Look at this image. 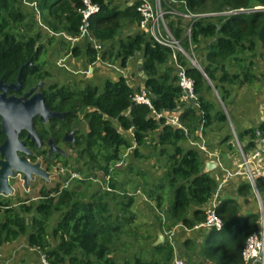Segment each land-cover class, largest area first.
<instances>
[{"label": "trees", "instance_id": "obj_1", "mask_svg": "<svg viewBox=\"0 0 264 264\" xmlns=\"http://www.w3.org/2000/svg\"><path fill=\"white\" fill-rule=\"evenodd\" d=\"M26 1L35 3L34 10L39 12L41 20L54 33L69 38L80 34L82 15L79 10L83 0ZM91 1L100 6V10L90 18L91 35L108 46L102 50L100 58L110 62L119 60L120 65L125 67L135 53L142 52L139 70L145 78L141 79L142 84L138 86H131L120 76L115 81L104 80L101 88L86 84L79 90L66 88L63 91L66 102H74L73 107L77 105L83 112L90 109L84 113L88 132L76 140L78 156L80 159L86 156V163H93L107 177L106 193L115 192L117 187L112 176L114 165H120V149L129 148L131 143L114 125V121L120 128L131 130L137 146L146 145L148 134L157 131L156 144L152 148L155 151L158 146L159 153L166 154L167 160L163 163L161 158L155 156V152L147 157L155 156V160L162 162L166 168L158 183L148 191V196L154 198L158 207L163 197L170 196L165 210L170 226L182 224L193 229L194 224L204 219L202 206L215 192L217 181L211 172L204 171V160L199 150L184 149L180 142L188 136H197V130L204 134L206 130L227 121L226 114L216 108L208 95L211 87L220 89L219 83L239 73L244 80L251 77L253 62L247 60L245 53L254 50L256 39L264 46V10L234 11L264 6V0H177L179 10L218 13L194 20L190 38L185 34L186 26H183L181 19L169 20L173 34L183 48L188 51L190 43L194 54L197 53L201 58L202 71L183 57L179 58L187 76L193 80L198 104L195 107L180 99L181 88L177 82L176 69L168 64L171 55L169 48L153 43L139 29L133 34L122 36L123 28L139 24L141 17L136 11L139 0L124 8L112 5V0ZM229 11L233 13L221 14ZM35 21V14L24 10L22 0H0V79L5 82L15 81L21 66L29 60L34 66L22 69L23 83L29 74L36 75L37 79L49 73L43 70L45 62L41 60V55L46 50L40 43V32L33 31ZM63 41L71 48L73 55H81L79 45L70 46L67 40ZM85 52L87 62L94 63L97 52L92 45L87 43ZM230 66H236L239 72H230ZM142 87L151 98L155 110L181 111L180 120L187 132L164 124L163 120H154L148 106L134 103L132 94ZM258 132H264V120L257 127L237 133L244 150L253 147ZM246 136H249V140L245 143ZM230 137L224 136L222 142L228 141ZM2 139L3 133L0 131V141ZM136 152L137 147L134 149L137 155ZM230 182L236 185L237 196L221 195L218 198L216 211L223 226L220 230H207L203 238L205 243L195 257L199 264H243L241 252L245 241L259 230L258 202L251 197L253 201L249 203L246 198L251 194L250 183L245 177L233 178ZM257 190L263 200L264 182L257 184ZM40 193L43 198L36 203L12 206L0 200V246L23 236L30 247L45 253L50 264H115L110 254L118 240L121 223H117L118 214L111 219L103 194L95 192L89 199H84L73 190L57 187L41 189ZM121 195L120 209L129 212L134 196L131 193ZM242 198L244 200L241 202ZM56 211H60V217L52 229V235L58 238V243L52 247L46 227ZM129 219L124 218L125 223ZM201 230L205 229L193 232ZM183 244L194 246L191 239H186ZM154 249L161 254L160 259L143 260L136 257L133 264L172 262L174 252L169 243L156 245Z\"/></svg>", "mask_w": 264, "mask_h": 264}, {"label": "rangeland", "instance_id": "obj_2", "mask_svg": "<svg viewBox=\"0 0 264 264\" xmlns=\"http://www.w3.org/2000/svg\"><path fill=\"white\" fill-rule=\"evenodd\" d=\"M112 1V5L117 4L121 8H124L135 0ZM22 4L24 10L35 14L36 21L33 31L40 32V43L46 50V53L41 55V60L45 62V68L49 70V76L44 79L45 84L63 85L65 88L75 91L83 88L86 84L96 85L101 88L104 80L110 79L115 81L120 76H123L128 82L139 83L137 73L142 60V52L135 53L128 60V68L127 65L125 67L121 66L119 60H115L114 62L103 61L91 64L92 68L90 72V69L86 67L89 64L86 60L85 52L87 38L77 36V39H75L69 38L64 34L54 33L41 20L39 12L34 10L35 3H28L26 0H22ZM167 20H170V18L167 17ZM182 22L184 23V27L188 26L189 21L185 20ZM136 31H138L137 26L125 27L122 29V36L133 34ZM63 40H67L70 46L79 45L82 49L81 55H73L70 51L71 48L66 46ZM105 47L108 46L101 44V50L105 49ZM245 55L248 61L251 60L253 62L249 80H244L242 74L239 73L238 76L219 83L220 89L211 87L208 95L215 102L216 108L223 110L226 114L227 121L206 130L199 139L197 136L191 135L180 142V145L184 149L196 148L199 150V154L204 162L207 160H217L218 158L224 167L242 172V175H236V177L240 178L244 177L242 169L238 166L240 162L242 163L243 156L234 134L237 135L239 131L246 129L247 126L248 128L253 127L249 126V124L257 122L264 116V46L256 39L254 50L246 52ZM198 59H201L200 56H198ZM59 62L64 64L63 70H59L61 69ZM168 64H170V61ZM229 70L230 72H239L236 66H230ZM75 71L81 72L75 73ZM185 103L188 104L189 102ZM78 116L79 130L82 134H86L87 125L83 119V114L79 113ZM242 121H246V124L243 123L241 125ZM114 125L117 126L122 135L131 143L129 148L120 149V165L117 167L114 165L112 176L117 187L115 192L106 193L104 190H106L107 177L103 175V172L94 167L93 163H86L88 161L86 156L80 159L78 151L74 150L72 146H66L64 148L65 156L53 160L54 167L51 169L49 180L36 178L30 183V186L28 185L29 190L27 187L26 189L23 188L20 176H15L9 181L13 189L15 188V193L12 195L0 194V200L12 206L27 198L28 201L24 203H36L40 200L38 196L41 188L47 189L55 186L73 190L78 197L81 195L84 199H89L93 193L97 192L104 195L111 219L113 220L118 214L117 223H121L118 240L112 247L110 254L115 264H133V260L136 257L143 260L160 259L162 257L161 254L154 249L159 234L164 237L161 245L167 242L172 246L173 257L176 255L181 258L184 264H199V260L195 257L200 247L205 243V239L203 238L207 230L193 232L192 229L182 224L170 226L171 224L165 212L167 203L170 201V196H165L161 192L165 197L162 198L159 207L156 205L154 198L148 196V191L158 183L166 168L162 162L164 163L167 160V155L160 154L158 146L155 148V151L152 148L153 144H156L157 131L148 134L146 145L137 146L131 130L120 128L116 121H114ZM242 127L246 128L241 129ZM226 135H230V139L222 142L223 137ZM246 140H249V136L245 137L244 142ZM198 143L204 145L206 152L199 148ZM229 146H231V149H229ZM136 147L137 155L134 153ZM252 148L249 146L244 152L250 155L253 151ZM168 149L172 150L171 147ZM152 152H155V156L161 158L162 162H157L155 156L150 155L148 158V154ZM58 165L64 168L63 173L61 172L60 175H58ZM218 170L220 169L215 168L209 171L215 179ZM255 181L256 185L264 182L259 177H255ZM235 190L236 185H234V182H229L222 193L225 196H237ZM121 193H131L134 196L133 203L128 209L129 212L120 209ZM251 197L255 198L253 190L246 197L249 203L253 201ZM262 201L264 202V198ZM59 217L60 211H56L47 222L48 240L52 247L58 243V238L52 235V229ZM124 218H130L129 222L125 223ZM0 220H2V210H0ZM186 239H191L194 246L192 244L184 246L183 242ZM22 240L26 242V238ZM189 257L192 259L189 260ZM37 263L40 264V258H38ZM201 264H208V262Z\"/></svg>", "mask_w": 264, "mask_h": 264}, {"label": "built area", "instance_id": "obj_3", "mask_svg": "<svg viewBox=\"0 0 264 264\" xmlns=\"http://www.w3.org/2000/svg\"><path fill=\"white\" fill-rule=\"evenodd\" d=\"M177 0H139L136 11L140 15V21L137 25L140 32L146 34V36L156 44L163 47H167L171 50L170 64L176 69V74L178 78V85L181 88V100L184 102L192 103L193 106H197V95L194 91L193 80L187 76L185 72V67L180 63L181 57L188 59L190 65L198 68L202 71L200 66V59L198 55L194 54L192 45L189 43V50L183 48L180 41L174 36L170 26V19L177 20L178 18L182 21H189L186 27V36L190 38L191 25L194 20L201 17H206L209 15H216L218 13H199L192 12L191 10H179ZM264 10V6H256L251 8V10ZM100 10V6L91 0H83V6L80 8V14L82 15V21L80 25V34L78 36L87 38V43L92 45L96 50L97 62H103L100 58L101 56V42L96 40L91 35L90 30V18ZM249 11V9H248ZM239 12V10L234 11ZM233 13V11L223 12L221 14ZM75 39H77L75 37ZM132 101L136 104H144L149 107L151 111L152 118L156 121L163 120L164 124L170 125L174 128L183 129L187 132V128L180 120L181 111H157L154 109L151 98L148 96L146 90L142 87L132 94ZM198 139L202 137L200 130L196 132ZM236 142L239 144L240 152L243 156L242 163L238 165L243 173L245 179L250 183L253 193L256 197L258 205L260 207V227L259 230L251 234L245 241L241 255L243 264H264V209L261 197L257 190V185L255 177H259L264 180V132L257 134L252 148V153L247 155L244 152L243 146L234 134ZM201 150L206 152L204 145L198 143ZM217 162V169H220L216 173L217 188L208 202L202 206L204 212V219L201 222L194 224L192 230L199 229H214L220 230L223 226V221L221 217L217 214L216 207L218 205L219 197L223 195V190L228 185V183L236 175H242V172L238 170H232L231 168L224 167L221 162L215 159ZM64 171V170H63ZM75 177L74 175H72ZM225 192V191H224ZM1 256V254H0ZM40 264H50L47 260L44 252L39 251ZM172 264H184V261L177 257L176 255L172 259Z\"/></svg>", "mask_w": 264, "mask_h": 264}, {"label": "flooded vegetation", "instance_id": "obj_4", "mask_svg": "<svg viewBox=\"0 0 264 264\" xmlns=\"http://www.w3.org/2000/svg\"><path fill=\"white\" fill-rule=\"evenodd\" d=\"M59 65L61 67V69L59 70H63L64 64H61L59 62ZM27 66H34V64L31 61V64ZM43 68H44L43 70H46L49 72V70L45 68V64ZM88 69H90L89 71L91 72V66L88 67ZM77 72H81V71H75V73ZM42 76H43L42 78L38 77L39 79L38 78L36 79V75L29 74L25 77V83H23L22 82V72H21L20 88L10 89L6 91V96H15V97H19L22 99H23L24 94L27 92L29 93L26 98L31 97L34 93H41L42 98H43V103L48 107L49 111L62 114L61 116L48 117L46 120L41 119L39 115H35L32 118V128L36 132L39 138V141H40L39 145H37L36 140H33L32 135L28 136V133L25 130H21L18 133V140L20 142H23V147L27 151L16 149L15 153L18 156L25 157L27 161L30 162L31 164H38L39 168L47 174V177H44L39 174L31 173V176L28 181L29 186H30V183L34 181L36 178L49 180L51 169L54 167L53 160L58 159V158H63L65 156L64 148L66 146H72V148L77 151L76 140L77 139L80 140L81 135H86V134H82L79 130V127H78L79 116L78 115L79 113H82L83 119H84V113L87 110H90V109H86V111L83 112L82 109L78 108L77 105H75L74 106L75 108H74L73 107L74 102H72L73 105L71 104V102H66V96L63 92L66 89L65 86L63 85L56 86V84L47 85L45 84L44 79L49 76V73L48 75L42 74ZM17 77L18 75L16 76L15 81H10V82H5L3 79H0V80H2L3 83L7 85L10 83H14L15 85H17ZM34 87H37V88L33 89ZM59 90L62 91V93ZM0 93H2V90H0ZM0 131L3 133V139L0 141V145H1L6 138L4 132L1 129V117H0ZM87 132H88V127H87ZM0 159H2L1 155H0ZM57 169L59 170L58 175H60L61 172L63 173V170H64L63 167L58 165ZM18 175L21 178V181H22L21 183H22L23 188L26 189L27 187L29 189L28 185H25V181L23 179L22 173L15 172L12 177H8V183L10 179ZM9 185L11 186L10 183ZM55 187H57L58 189H62L60 186H55ZM11 189L12 191L8 194H5V193H0V194L12 195L13 193H15V188L13 189V187L11 186ZM41 189L47 190L48 188L46 189L43 187ZM40 190H39V196H38L39 199L43 198L42 194L40 193ZM26 201H28V198L24 199L23 201L18 202L17 204L24 203Z\"/></svg>", "mask_w": 264, "mask_h": 264}, {"label": "water", "instance_id": "obj_5", "mask_svg": "<svg viewBox=\"0 0 264 264\" xmlns=\"http://www.w3.org/2000/svg\"><path fill=\"white\" fill-rule=\"evenodd\" d=\"M243 11H248V9H239V12ZM29 64H31L30 60L21 66L17 77V85L14 83L7 85L0 80V90H2V93H0L1 129L6 136L0 145V155L2 156V159H0V193L8 194L12 191L8 183V177H12L15 172L23 174L25 185H28L31 173L47 177V174L39 168L38 164H31L25 157L18 156L15 153L16 149L27 151L23 147V142L18 140V133L21 130H25L28 136L32 135L33 140H36L37 145H39V138L32 128V118L35 115H39L41 119L46 120L48 117L62 115L49 111L48 107L43 103L41 93H34L31 97L26 98L29 93L27 92L24 94L23 99L15 96H6L7 90L20 88L22 69ZM143 78H145V75H143ZM36 88L34 87L33 89ZM216 166L217 162L215 160H207L204 162V171H212ZM163 240V235L159 234L155 245L163 243Z\"/></svg>", "mask_w": 264, "mask_h": 264}, {"label": "crops", "instance_id": "obj_6", "mask_svg": "<svg viewBox=\"0 0 264 264\" xmlns=\"http://www.w3.org/2000/svg\"><path fill=\"white\" fill-rule=\"evenodd\" d=\"M90 66H91L90 64L87 65V67H90ZM128 66L129 65H127V68H128ZM137 75L140 77L139 83L135 84L133 82L127 81L131 86H138V85L142 84L141 79L143 78V74L141 73V71L138 70ZM263 120H264V116L261 117L257 122H255L253 124H249V126L251 125L253 127H257L258 124ZM243 123L246 124V121H242L241 125H243ZM251 123H252V119H251ZM243 128H246V127H242L241 129H243ZM247 128H248V126H247ZM223 196H225V195H223ZM243 200L244 199L242 198L240 201L242 202ZM24 238L25 237L19 238L15 241H12V242H6L0 246V254H1L0 264H38L39 263V262L37 263L38 258H40L39 250H37L33 247H30L27 244V241L24 242V240H22Z\"/></svg>", "mask_w": 264, "mask_h": 264}]
</instances>
